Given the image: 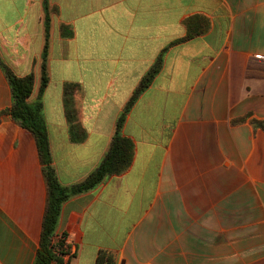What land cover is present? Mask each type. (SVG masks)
<instances>
[{
	"label": "crops",
	"instance_id": "0c3cea01",
	"mask_svg": "<svg viewBox=\"0 0 264 264\" xmlns=\"http://www.w3.org/2000/svg\"><path fill=\"white\" fill-rule=\"evenodd\" d=\"M45 2L40 98L62 185L97 167L163 53L121 127L134 143L130 166L62 203L56 233L76 241L62 264H95L100 249L115 264H264V0H0V264H33L47 204L34 136L5 111L2 67L33 74V103ZM67 82L77 84L80 140L65 113Z\"/></svg>",
	"mask_w": 264,
	"mask_h": 264
},
{
	"label": "trees",
	"instance_id": "16d2710c",
	"mask_svg": "<svg viewBox=\"0 0 264 264\" xmlns=\"http://www.w3.org/2000/svg\"><path fill=\"white\" fill-rule=\"evenodd\" d=\"M49 22V11L45 2V43L41 55V83L38 98L33 103L28 102V98L34 87L33 74L29 73L19 76L7 66L2 65L11 90V105L5 111L13 120L19 123V125L33 134L48 189L47 204L41 225L39 247L33 264H51L52 262L56 264L63 263V257L66 254L63 248V241L61 239H54L62 203L73 195L94 188L106 177L124 172L130 166L134 154V143L121 132V127L132 104L135 102L138 95L150 84L155 74L160 70L163 61V53H161L142 77L138 87L124 105L117 119L115 132L111 139L109 149L97 167L83 180L68 186L62 185L52 166L49 137L47 126L42 116L43 104L40 98V94L43 92L48 82L46 60ZM61 32L63 35L67 34L65 26L61 27ZM190 36L191 35L188 34L184 38L177 39V41L184 40ZM76 87L77 84L71 82L64 84V107L67 119L70 122L71 137L73 140H80L83 135L78 133V130L80 132L82 131L75 123V109L72 97ZM257 124L264 129V121H258ZM95 264H115V254L110 250L100 249Z\"/></svg>",
	"mask_w": 264,
	"mask_h": 264
},
{
	"label": "built area",
	"instance_id": "2783aa9c",
	"mask_svg": "<svg viewBox=\"0 0 264 264\" xmlns=\"http://www.w3.org/2000/svg\"><path fill=\"white\" fill-rule=\"evenodd\" d=\"M55 240L61 239L63 241V248L66 251L64 255L65 258H69L75 252V235L73 233H64L58 232L56 233Z\"/></svg>",
	"mask_w": 264,
	"mask_h": 264
}]
</instances>
